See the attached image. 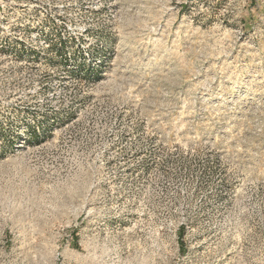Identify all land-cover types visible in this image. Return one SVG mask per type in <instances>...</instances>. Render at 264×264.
Listing matches in <instances>:
<instances>
[{
  "label": "rangeland",
  "instance_id": "374dc122",
  "mask_svg": "<svg viewBox=\"0 0 264 264\" xmlns=\"http://www.w3.org/2000/svg\"><path fill=\"white\" fill-rule=\"evenodd\" d=\"M0 264H264V0H0Z\"/></svg>",
  "mask_w": 264,
  "mask_h": 264
}]
</instances>
